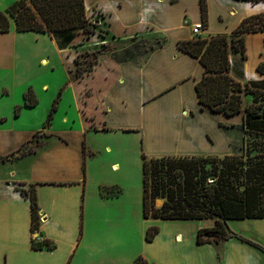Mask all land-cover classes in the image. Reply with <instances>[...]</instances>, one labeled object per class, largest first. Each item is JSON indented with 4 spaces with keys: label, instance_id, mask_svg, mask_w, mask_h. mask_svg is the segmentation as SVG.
Masks as SVG:
<instances>
[{
    "label": "crops",
    "instance_id": "1",
    "mask_svg": "<svg viewBox=\"0 0 264 264\" xmlns=\"http://www.w3.org/2000/svg\"><path fill=\"white\" fill-rule=\"evenodd\" d=\"M14 1L8 0L9 5ZM85 4L87 16L101 17L100 23L107 28V36L102 40L94 33L85 36L83 29H71L77 34L70 40L65 38L67 34L56 39L64 31L42 33L49 36L57 53L69 62V72L75 58L66 51L75 44L83 41L77 47L93 50L104 46L93 68L79 79L73 80L71 75L65 87L71 83L77 85L84 76H91V81L79 90L76 103L82 135L75 143L50 129L40 138L35 152L0 162V264H67L69 260L70 264H83L81 261L90 256L92 262L86 264H114L113 255L118 250L113 236H125L116 233L112 215L105 212L107 208H115L117 218L122 216L125 222L136 220L138 226L141 220L146 246H154L166 237L173 243L174 232H181L176 242L182 244L185 242L183 233L190 234L194 257L184 253L185 264H239L240 260L231 257L227 247L233 239L241 246L253 247L264 261L259 248L234 237L226 241L221 258L215 250L213 262H208L201 255L202 245L195 244L194 228L212 220H164V228L168 227L147 243L145 231L157 219L144 217L142 186L130 184L127 172L117 173L119 175L114 177L118 178L113 181L108 180V174L93 169L100 154L93 142L104 134L112 135L104 147L109 154L107 160H111V171L125 170L126 155L131 153L142 155L146 152L150 156L237 153L233 134L216 122L205 123L202 114L197 112L204 109L220 122L236 124L243 121L241 112L227 115L202 106L196 84L206 68L199 58L179 47L180 41L194 38L192 26L203 20L201 1L85 0ZM207 6L205 37L219 33L230 35L245 18L264 14V2L207 0ZM13 29L15 34L11 32ZM19 32L14 20L10 31L0 32V62L16 59L13 48L16 41L12 42L11 35L17 36ZM245 41V56L241 52H231L230 73L242 83L264 80V73L257 68L264 61V32L246 33ZM41 56L46 55H40L39 62ZM48 59L53 63L51 55ZM43 62L47 63V59ZM58 99L55 111L62 94ZM24 107L29 106L20 105L19 115L15 117L21 116ZM185 112L191 117L194 115L195 122L184 116ZM63 119L68 127H74L76 120L71 122L68 112ZM6 120L0 116V150L19 149L25 142L20 145L11 138L3 126ZM70 123L72 125H68ZM32 183L36 184L41 215L40 228L35 233L31 229L30 200L17 189L28 188ZM102 187L109 189L107 193H102ZM120 209L123 211L119 213ZM262 219L246 220H257L255 225L262 228ZM97 220L109 223L97 225ZM33 238L37 241L50 239L55 246L36 249L32 246ZM82 249L88 251V259L78 257ZM157 263L161 264L155 260L149 262Z\"/></svg>",
    "mask_w": 264,
    "mask_h": 264
},
{
    "label": "trees",
    "instance_id": "2",
    "mask_svg": "<svg viewBox=\"0 0 264 264\" xmlns=\"http://www.w3.org/2000/svg\"><path fill=\"white\" fill-rule=\"evenodd\" d=\"M200 1L202 21L206 28L207 0ZM12 20L20 32L54 33L83 29L90 34L93 31L90 27L95 25L86 14L85 0H15L6 11L0 12V32L10 31ZM259 31L264 32V14L245 18L230 35L219 33L205 37L199 34L179 42L182 50L199 58L206 68L204 76L196 84L203 107L213 112L235 115L244 111V94L253 96V104L245 109L243 125L246 135L239 153L150 156L142 152L143 214L145 218L161 220H212L213 226L198 232V242L202 233L208 238L206 242L213 239L215 243H220L236 237L264 251L261 244L237 234L229 224L232 220L264 218V80H251L243 84L230 73L231 52H241L245 56V34ZM102 48L91 54L92 65L87 70L82 67L76 69L73 80L93 68ZM77 63L78 58H75ZM257 68L264 73V61ZM57 99L43 128L48 127L52 120ZM35 105L26 103L29 107ZM39 132L17 151L1 157L0 162L35 152L39 146L36 139ZM28 144L31 147L25 150ZM28 187L17 189L30 200L31 229L35 233L41 223L40 207L36 184ZM104 189L107 188L102 187ZM158 200H161V205H157ZM159 232L158 225L150 226L146 231V240L153 241ZM32 246L36 249H53L55 244L50 239L37 241L33 238ZM137 263L149 264L140 256L134 261V264ZM67 264H70V260Z\"/></svg>",
    "mask_w": 264,
    "mask_h": 264
},
{
    "label": "rangeland",
    "instance_id": "3",
    "mask_svg": "<svg viewBox=\"0 0 264 264\" xmlns=\"http://www.w3.org/2000/svg\"><path fill=\"white\" fill-rule=\"evenodd\" d=\"M8 5V0H0V12L6 11ZM90 20L95 24L90 27V29L93 30L92 33L98 34L100 40L106 37L107 28L104 23H100L101 17H91ZM11 32L14 33V29L11 30ZM62 34H65V36L67 34L65 38L70 40L75 37L77 33L75 34V30L64 31L57 35L56 39H61ZM87 34L88 33H86L85 36H88ZM11 36L12 42L14 43L16 41V44L13 45V48L15 47L14 50L16 59L10 61L9 63L0 62V116L7 119L3 123L4 128L10 132L11 138H14L20 145L29 140L37 131L40 132L37 134L36 139L40 140L42 135L45 134V131L50 129L52 130V133L63 135L68 139L70 138L69 140H71V142L77 143L82 135V122L79 119V112L76 104L77 97H79V90L81 87L85 86L87 81H91V76H84V78H81V82H78L77 85H72L71 83L66 89L65 87L66 83L70 81V76L74 75L77 68L82 67L87 70L89 66L92 65L90 64L93 60L91 58V54L94 50L86 47H77L78 45L83 44V41H80L78 44L74 45V48L66 51V53H69L68 55L78 58V63L75 64L74 62L72 67L73 69L69 72V62L57 53V50L48 35L29 31L19 32L17 36ZM201 36L203 35L201 34ZM109 47L110 46H108V48ZM40 55L46 56H41L39 62L38 59ZM49 55H51L53 63H50L48 59ZM44 59H47V63L43 62ZM61 88L64 90L60 93ZM60 94H62V99L60 100L59 108L54 112L53 119L51 120L49 126L43 128L48 121L55 99L59 98ZM57 101H59V99H57ZM27 102L36 103V105L33 107H24L21 116L15 117V112H20L19 106H24ZM252 104L253 96L251 94H244V111L241 112L243 121L240 120L237 124L220 122L217 120L219 119L218 117L206 112L204 109L198 110L197 114H202V118L205 119V123L216 122L218 126H221L228 130V132H231L233 134L232 140L234 146L237 153H239L246 135L243 125L246 114L245 109L250 107ZM204 111L207 115H205ZM66 112L70 115L71 122L76 120L73 123L74 127H68L66 122H64L63 117L66 115ZM185 113L187 115L184 116L192 118L195 122L196 118L194 115L191 117L189 112ZM68 125H72V123ZM111 136L112 135L104 134L103 137H97L94 139L93 144L100 149V154L98 157L99 161L94 163L93 169L96 172L101 171V173L103 172L104 174H108V180L112 179L113 181L117 180L118 177H114L117 173L127 172L129 175L128 182L130 184H134L135 186L141 185L143 188V161L141 154H127V160L124 162L125 170H110L111 160H107V156L109 154L105 153L104 147L110 141L109 138H112ZM248 138L249 137L247 136V139ZM30 147L31 145L28 144L25 150H28ZM16 149L18 148H14V150L9 151L0 150V157L14 152ZM115 183L121 185L119 182ZM122 183H124V180ZM108 190V188L104 189L102 190V193L105 194ZM161 203V200L157 201V205H161ZM116 211L117 210L115 208H107L105 211L106 214L110 213L112 215L111 220L113 221L114 229L119 231L116 233H120L125 236V238L113 236V243L118 250V253L113 255L114 264H133L135 258L139 255L150 263H153L155 260L161 264H185V258L182 256L184 253L194 257L192 239H189L190 234L185 232L183 233L185 236V242L182 244H178L176 242V238L179 234H181V232H174L172 236L175 242L172 243L168 237H166L167 239H162L154 246H146L143 242L142 221L139 220L138 226L136 220H128V222H125L122 220V216H120L121 219L117 218ZM122 211L123 210L120 209L119 213ZM254 222H257V220L248 221L246 219H241L232 221L229 224L232 230L237 234L259 243L264 247V226L262 228H258ZM96 223L97 225H106L109 222L105 220H97ZM154 225H158L161 232L164 228L165 221L157 219ZM213 225L214 222H204L197 224V226H195L196 228H194V237L196 238L195 244L196 246L202 245L201 248L203 251L201 255L211 263L213 262V254L215 250H218L219 252L218 257H222L223 251L226 250V241L215 243L212 239L211 242H206L208 238L204 235V233H202L199 238L200 242H198L197 236L200 229L208 228ZM167 230L168 229H166V233H168ZM236 240L237 239H233L232 241L234 242L227 247L230 252V256L240 260L239 264H264V261L261 260L258 252L253 247L247 248L241 246L238 242H236ZM146 242L148 243L147 240ZM207 244L208 247L206 246ZM260 251L264 256V251ZM82 256L88 259V251L82 249L78 254V257L82 260ZM88 261L90 263L92 262L91 256L88 260H82L81 263L86 264ZM193 262H195L194 258Z\"/></svg>",
    "mask_w": 264,
    "mask_h": 264
},
{
    "label": "built area",
    "instance_id": "4",
    "mask_svg": "<svg viewBox=\"0 0 264 264\" xmlns=\"http://www.w3.org/2000/svg\"><path fill=\"white\" fill-rule=\"evenodd\" d=\"M192 28H193V34L194 35L202 34L205 30V26H204L203 21H199V22L194 23Z\"/></svg>",
    "mask_w": 264,
    "mask_h": 264
}]
</instances>
